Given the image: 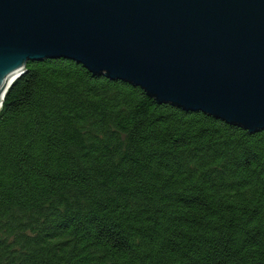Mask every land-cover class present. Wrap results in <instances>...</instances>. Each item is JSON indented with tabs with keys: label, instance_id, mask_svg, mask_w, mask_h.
I'll return each instance as SVG.
<instances>
[{
	"label": "trees",
	"instance_id": "16d2710c",
	"mask_svg": "<svg viewBox=\"0 0 264 264\" xmlns=\"http://www.w3.org/2000/svg\"><path fill=\"white\" fill-rule=\"evenodd\" d=\"M0 264H264V128L27 60L0 107Z\"/></svg>",
	"mask_w": 264,
	"mask_h": 264
},
{
	"label": "water",
	"instance_id": "95a60500",
	"mask_svg": "<svg viewBox=\"0 0 264 264\" xmlns=\"http://www.w3.org/2000/svg\"><path fill=\"white\" fill-rule=\"evenodd\" d=\"M44 58L264 128V0H0V107L26 61Z\"/></svg>",
	"mask_w": 264,
	"mask_h": 264
}]
</instances>
